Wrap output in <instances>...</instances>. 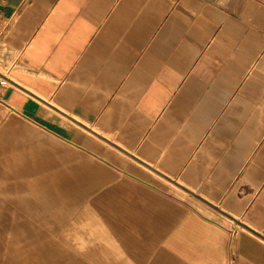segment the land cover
<instances>
[{
  "label": "crops",
  "instance_id": "obj_1",
  "mask_svg": "<svg viewBox=\"0 0 264 264\" xmlns=\"http://www.w3.org/2000/svg\"><path fill=\"white\" fill-rule=\"evenodd\" d=\"M6 68L1 264H264V0H0Z\"/></svg>",
  "mask_w": 264,
  "mask_h": 264
},
{
  "label": "built area",
  "instance_id": "obj_2",
  "mask_svg": "<svg viewBox=\"0 0 264 264\" xmlns=\"http://www.w3.org/2000/svg\"><path fill=\"white\" fill-rule=\"evenodd\" d=\"M9 70L8 68L0 70V101H2L1 96L3 91L10 86L9 81L11 79L8 76Z\"/></svg>",
  "mask_w": 264,
  "mask_h": 264
},
{
  "label": "rangeland",
  "instance_id": "obj_3",
  "mask_svg": "<svg viewBox=\"0 0 264 264\" xmlns=\"http://www.w3.org/2000/svg\"><path fill=\"white\" fill-rule=\"evenodd\" d=\"M16 219H12L13 223ZM1 223H4V218L3 217H0V224ZM1 240H4V242H6L5 238L3 237V235L0 233V241ZM1 243V242H0ZM1 247V245H0ZM1 261H2V248H0V264H1Z\"/></svg>",
  "mask_w": 264,
  "mask_h": 264
}]
</instances>
